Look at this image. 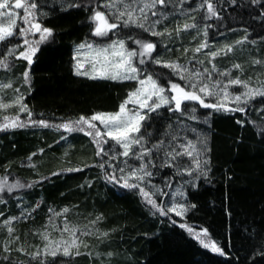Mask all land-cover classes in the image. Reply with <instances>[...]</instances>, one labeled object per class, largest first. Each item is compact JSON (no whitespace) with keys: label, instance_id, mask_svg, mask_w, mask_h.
<instances>
[{"label":"trees","instance_id":"1","mask_svg":"<svg viewBox=\"0 0 264 264\" xmlns=\"http://www.w3.org/2000/svg\"><path fill=\"white\" fill-rule=\"evenodd\" d=\"M104 1L35 0L39 5L37 14L39 9L44 11V15L37 16L38 21L53 35L39 45L30 67L24 59L4 56L9 67H0V82L11 85L6 96L18 93L32 115L19 114L28 126L0 131V182H6L5 190L0 192V264H264V97L242 106L246 107L245 113L217 112L186 102L187 108L195 109L192 124L196 132L206 139L204 159L209 161L210 169L206 178L198 179L195 189L190 183H179L172 167H159L168 159L163 148L153 151L157 167L151 169L155 182L164 181L171 187L180 184L185 205H196L180 219L172 213L161 216L147 204L139 189L123 188L121 183L110 181L113 172L104 156H97L98 149L87 142V136L55 127L82 115L117 112L137 87L136 81L89 79L74 74L75 46L92 39L90 17L94 9L103 12ZM211 2L217 11L211 19L206 18L207 5L201 7L203 0H189L187 6L198 8L184 17L163 19L157 32L164 35H148L134 27L117 28L116 35L128 49L135 48L136 39L154 43L161 63L186 64L200 59L209 67L215 64L261 88L264 0ZM185 24L196 27L184 30ZM37 38L27 36L30 41ZM202 43L208 47L196 52ZM22 44L18 36L2 43L0 59L4 58L2 51L12 45L17 46L18 55L26 47ZM229 46L232 50L226 51ZM213 52L219 54L213 58ZM26 70L28 83L23 77ZM145 70L162 86L177 81L160 64L146 63ZM182 117L167 108L149 114L142 127L147 147L173 138ZM39 120L51 126L31 123ZM74 138L78 141L68 145V140ZM79 144L85 151L78 150ZM17 182L25 187L9 192L7 187ZM141 187L152 193L146 186ZM152 198L165 207L164 197ZM187 227L195 232L207 229L224 255L204 248ZM62 233L64 237L73 234L79 247L70 248L69 256L48 255L45 251L49 241L61 239ZM35 253L39 256L34 258Z\"/></svg>","mask_w":264,"mask_h":264},{"label":"snow or ice","instance_id":"2","mask_svg":"<svg viewBox=\"0 0 264 264\" xmlns=\"http://www.w3.org/2000/svg\"><path fill=\"white\" fill-rule=\"evenodd\" d=\"M235 0H233V3ZM254 2L259 3L260 0H254ZM171 3V0H110V2L105 3L103 7L114 9V12L105 14L99 10H93V14L90 20L94 24L93 35L98 37L107 36L109 32L120 28L136 27L143 29L145 32H149L153 36L164 35L162 32L155 31V26L160 23V19L150 21L148 13L151 12L153 17L167 18V13L157 10V6L160 9L166 8ZM119 5V7H117ZM139 5V7H137ZM207 5L208 16L207 19L217 16L216 8L214 7L211 0H203L201 7ZM71 7H77L79 5L71 4ZM39 5L35 0H0V43L19 35L23 38V44L26 45L23 51H20L16 55V49H8V56H15L16 59H24L27 61L29 67L33 62V57L39 50V45L46 41L49 37L53 35L51 29L43 27L42 24L37 19V9ZM11 9H22L23 15L11 11ZM44 15V13H40ZM17 17L22 21L24 26H19L17 24ZM195 24H185L183 26L184 30L188 28H195ZM17 28L19 29L17 31ZM181 29H177L179 32ZM39 33V39L36 41H30L27 39L28 34L35 35ZM207 35V32H205ZM131 38V37H129ZM140 46L139 53L135 50H128L125 45V41L120 39L118 41H113L106 47L96 48L94 50V55L92 56L91 63L92 67L90 71H82L84 68L83 62H81L78 57L81 54L80 50L87 47L88 49H93L92 44H80L77 47V57L76 64L74 66V74L77 76H87L89 79H110V80H138L139 87L128 94V98L120 104L119 110L114 113H104L98 112L92 114L90 117L80 116L78 120L69 121L59 125H55L57 128H63L68 132L79 131L83 132L93 138V143L97 146V156H107L109 151L113 150L114 147H119L123 149L119 155L124 157H134L137 160L144 161L136 167H131V170L126 176H121L119 179L113 172L109 176V180L120 184L122 180L123 183L120 184L123 188L128 189H139L140 195L146 200L147 204L151 205L153 209L156 210L161 216H167L169 213H174L176 216L183 218L184 214L190 209L195 208V204L185 205L184 203H174L171 206L165 208L162 205H158L156 200L152 197L159 193L162 196H167L168 193L164 192L162 189L157 188L156 192H148L144 187H141V183H150V180L154 173L150 168L157 167L153 163V151H159L163 147V141L158 144H153L151 147H144V135L141 134V128L143 127V121H145L146 116L142 114V110L147 109L148 112H155L157 109L169 106L170 112H179L182 116L187 113H192L189 115L190 119H196L194 113L195 109L189 110L185 105L186 102H196L201 107L206 109H213L217 112L234 113V112H246V107L250 100L256 97H264V86L261 88H249L248 83L240 79H231L228 84L220 87V81H216L214 85H210L205 82L204 73H207V79L211 80V73L208 69H204L203 73L189 72L187 69L182 68V66L173 63H165L163 66L172 69L173 73L180 76V79H187L190 81L186 90L185 87L177 83L169 82L170 87L167 89L172 95L166 94V89L157 79H153L152 75H148L146 79H139L140 69L134 66L133 59L138 55L140 57L151 56V53L155 50L156 45L151 42H144L143 40L136 39L134 41ZM238 43H240L238 41ZM208 47L207 43L200 44L199 47L195 49L196 52H200L201 49ZM231 47H227L226 51H231ZM219 53L213 52L211 56L215 58ZM118 58V59H117ZM157 64L161 63L160 60L155 61ZM139 63L143 64L145 61L141 59ZM260 63V61H256ZM0 67L7 69L9 67L7 57L0 59ZM239 68V65H235ZM213 71H215V66L213 65ZM183 73H188L185 76ZM223 75H228L223 73ZM25 83L29 82V71L23 73ZM196 81V82H192ZM237 85L245 89L244 92L239 94H231L228 91L229 86ZM0 87H11L10 84L0 85ZM219 88V91H216ZM19 92V89H16ZM215 97V102L206 103L205 97ZM155 98V99H154ZM23 97L17 96L12 104H4L0 101V107L7 108L13 105H19L21 112H28L29 118L31 117V112L28 111L27 105L23 104ZM151 102V103H150ZM128 104L138 105V108L134 111L129 109ZM230 104H235L236 107H230ZM5 122L0 124V131L9 128H23L28 126L26 123L19 120V117L15 119H9L4 117ZM99 121L102 125L103 131L97 126L95 122ZM242 123V121H237ZM33 125H38L41 127H50L48 122L44 120L31 121ZM140 134V135H138ZM264 134V133H261ZM63 138V137H62ZM109 140L114 142V145H109ZM202 148L197 151L196 145L192 141H188L186 144H181L180 148L182 151H172L165 152L164 155L169 159L163 160L159 167H173L174 162L177 168V174L183 175L187 174L192 177L191 181H186L185 183H190L192 188L197 187L196 181L201 177L207 176V168L209 161L207 159H201L203 152L208 149L203 147L204 141H201ZM105 145H108V150L105 149ZM134 146H137V150L134 151ZM35 155V153H33ZM187 156L190 163L185 167L183 163L177 162L178 157ZM145 157H148L145 160ZM112 159H116V155H112ZM31 159V157H29ZM125 163H127L125 161ZM100 167H104V163L100 164ZM115 167V166H113ZM182 169V171H181ZM120 172H125L124 168L118 169ZM69 171H79V169H70ZM54 175H56L54 173ZM130 180L138 181V183H130ZM5 183L0 182V192L5 190ZM167 187H171V184H166ZM25 187V185L17 182L14 185L8 186L7 190L11 192L14 188ZM31 187V185H28ZM153 187H155L153 185ZM181 198L184 197L183 192H178ZM67 212V209L64 210ZM11 221H6L5 223H10ZM175 223V221H173ZM181 227H186L184 224ZM8 231L11 233L12 228L9 227ZM67 231V228H65ZM187 231L192 234L193 238L199 241V243L204 248H210L211 251L224 255L223 250L217 246L215 242L211 240L208 236L207 229H202L199 232H195L191 227H187ZM47 240V236H44ZM79 245L77 241L73 239L70 244L65 243L62 254L64 256L71 255L70 248H78ZM60 246L57 245L55 249H48L47 254L52 257H56L60 253ZM80 253L77 251L76 255ZM39 256V253L34 254V258ZM43 264V262H41Z\"/></svg>","mask_w":264,"mask_h":264},{"label":"rangeland","instance_id":"3","mask_svg":"<svg viewBox=\"0 0 264 264\" xmlns=\"http://www.w3.org/2000/svg\"><path fill=\"white\" fill-rule=\"evenodd\" d=\"M11 2L14 3V0H11ZM108 2H110V0H106V1H104L102 3L103 12L106 15L109 14L110 12H114L115 11L114 9L103 7V5L105 3H108ZM188 2H189V0H186L185 3L189 4ZM185 3H183L182 0H171V3L167 6L166 9H164V8L160 9V6L158 5L157 6V10L166 12L168 14L167 17H170V16L184 17V16L192 14L194 12V10L196 8H198V7L192 6V5L187 6ZM117 7H119V5H117ZM137 7H139V5H137ZM11 11H14L16 13H19L20 15H23V10L22 9H11ZM43 12H44L43 10L39 9L37 16L38 17L42 16V15H40V13H43ZM148 15H149L150 21H153V20H156V19H160V22H161L163 19H165V18H162V17H153V16H151V12H149ZM17 24L19 26H23L22 21L19 19V17H17ZM157 25L155 26V31H157ZM121 27L124 28L123 26H121ZM134 28H136V27H134ZM136 29H138V30H140L142 32H145L143 29H140V28H136ZM18 30L19 29L17 28V31ZM116 30L117 29L113 30L112 32H109V34L107 36H103V37H98V36H95V35L92 34V39L80 43V44H92L93 45V49H91V50L88 49L87 47H85L84 49L80 50L81 54L79 55L78 59L81 62H83V64H84V68L82 69V71H90L91 70V67H92L91 59H92V56L94 55V50L96 48L106 47L109 44H111L113 41L120 40L117 37V35H116ZM93 31H94V24H93V29H92L91 33H93ZM146 33L148 35H151L149 32H146ZM17 36L20 37L19 35H17ZM35 36H38V38H37V40H38L39 39V33H36ZM10 39H12V38H10ZM21 40L23 41L22 37H21ZM7 41L8 40H6L5 42H7ZM5 42H3V43H5ZM144 42H147V41H144ZM1 44L2 43H0V45ZM80 44H78V45H80ZM78 45L75 46V57H77V47H78ZM134 45H135V48H133V49H128L127 46H126V48L128 50H135V51H137L139 53L140 46L138 44H136L135 42H134ZM11 48L17 49V46L16 45H12V46H9V47L5 48L2 51V56L3 57L4 56H8L7 55L8 49H11ZM156 51L157 50L155 48V50L151 53V56L140 57L138 55L137 57H135L133 59L134 66L137 67L138 69H140L139 79H146V77L148 75H150V73L147 70H145L146 63L150 62L152 64L157 65V63L155 62L156 60H158V57L156 55ZM141 59H143L145 61V63H143V64L139 63V61ZM165 63H168V62H165ZM165 63H159V64H160L161 67L169 70L176 77L177 81L174 82V83H177V84L181 85L182 87H185L186 90H188L187 86L190 83V81L187 80V79H184V80L180 79V76L175 74V73H173L172 69L163 66ZM75 64H76V59H75ZM173 64H178V65L182 66V68L187 69L189 72H197V71H199V72L203 73L204 69H208L209 72L211 73V80L209 81L207 79V76H208L207 73H204V76H205V82H208L210 85H214L216 81H220V87H223L224 85L228 84L229 80L237 79V78H235V77H233L231 75V72L229 70H223V69L221 70L215 64H212V67H209L206 64H204L203 61L200 60V59L199 60L198 59L197 60H195V59L191 60V61L187 62L186 64H181V63H177V62H173ZM213 65L215 66V71H213ZM223 73H227L228 75H223ZM183 74L185 76L188 75V73H183ZM83 77H87V76H83ZM153 79H155V78L153 77ZM112 81H136L137 87H139L138 80H112ZM192 82H196V81H192ZM4 84L5 83L0 82V85H4ZM248 86H249V88H253V89L260 88V87H257V86H253L251 84H248ZM169 87H170V85L165 87V89H166V94L170 96V95H172V93L167 91V89ZM6 89L7 88L0 87V101H2L4 104H12L13 101L15 100V98L17 96H19V95H18V93H12L11 95L9 94V95L6 96V92H5ZM219 90H220L219 88H216V91H219ZM228 91L231 94L235 95V94H239L241 92H244L245 89L243 87H241V86L232 85V86H229ZM258 98H261V97L258 96L255 99L250 100V102H252L253 100H256ZM215 99L216 98L212 97V96L205 97V101H208L210 103L211 102H215ZM189 103H190V105L192 104V102H189ZM229 106L236 107L235 104H230ZM241 106H245V105H241ZM127 107L129 109H132V110L135 111L138 108V105L128 104ZM163 108L169 109V106L161 107V108L157 109V111H159L160 109H163ZM192 108L193 107H191V106L188 107L189 110H191ZM19 109H20L19 105H13V106L7 107V108L0 107V124H3L5 122L4 117H8L10 120L19 117V114L22 113ZM157 111H155V112H157ZM155 112H148L147 109L142 110V114H144L146 116L145 121L147 120L149 114L155 113ZM189 115H192V113L189 112V113L183 115L182 118H184V119L181 118L182 122L180 123V125H178V132L175 133L173 138H170L169 140L163 141L164 143H163V147L162 148L165 150V152L172 151L173 149H175V151H182V149L180 148V145L181 144H186L188 141H192V143L196 145L197 151H200L201 148H202L201 141H204L203 147H206V139L204 138L202 133L196 132V130L194 128L195 126L192 124L193 122H192V119L189 118ZM19 120H20V118H19ZM95 123L97 124L98 127L101 128L102 131L104 130L102 125L99 124V121H97ZM57 129L61 130L63 132H66V133H75V132H77V133H82L83 135H85L83 132H79V131L68 132V131L64 130L63 128H57ZM141 134H143L142 128H141ZM138 135H140V134H138ZM85 136H87L89 138V141H87V142H89L90 144L91 143L94 144L92 137H90L88 135H85ZM76 141H78V139L74 138V139L68 140L67 143H68V145L72 146ZM146 143H147V139H146V136L144 135V147H147ZM94 145L96 146V144H94ZM109 145H114V142L109 140ZM104 147H105L106 150H108V145H105ZM78 150L85 151L80 144H79ZM133 150L136 151L137 150V146H134ZM122 151H123V149H121L119 147H114L113 150L109 151V155L104 156L105 162L107 163V165L109 166L111 171L115 173V175L117 176L118 179L121 176H126L128 174V172L131 170V167H136V166H138V165H140L141 163L144 162V161L137 160L134 157H124L122 155H119V153L122 152ZM114 154L116 155V159H112L111 158L112 155H114ZM204 157H205V152H203V154L201 156V159H204ZM147 159H148V157H145V160H147ZM125 161L127 163H125ZM177 162L183 163V165L185 167L187 166L188 163H190L189 158L187 156L178 157L177 158ZM153 163H154V160H153ZM175 163L176 162H174V164H173L172 170L174 171V173L177 174V168L175 166ZM113 166H115V167H113ZM119 168H124L125 172H120L118 170ZM151 169L152 168H150V170ZM181 171H182V169H181ZM177 176L180 178L179 179L180 180L179 183H185L186 181H188L186 179V178L189 177L187 174H183V175L177 174ZM147 179L150 180V183H147V181H146L145 183H141V185L146 186L148 189H150L151 192H156V189L160 188L164 192L168 193L167 196H162L159 193L156 194L157 197H164V205H165L166 208L171 206L174 203H184L185 204V199H184L185 197L181 198L179 195H177L178 192H183L181 190V187L179 186L180 184H174L170 189H167L166 185L164 184V181L155 182L154 181V176H152L151 178H147ZM129 182L138 183V181H134V180H130ZM120 183L122 184L123 181L121 180ZM153 185L155 187H153ZM172 214L174 216H176L174 213H172ZM176 217H178V216H176ZM178 218L180 219L181 217H178ZM61 237H62L61 239H57L56 241L55 240H50L49 241V245L47 246L45 252L47 253L48 249H55L57 247V245H59L61 251L58 254H62V250H63V247H64L65 243L70 244L71 241L73 239H75L73 237V234H71V233H68V235H66V237H64L63 233H62Z\"/></svg>","mask_w":264,"mask_h":264}]
</instances>
